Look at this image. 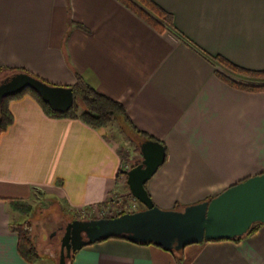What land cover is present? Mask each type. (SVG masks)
Segmentation results:
<instances>
[{"label": "crops", "instance_id": "1", "mask_svg": "<svg viewBox=\"0 0 264 264\" xmlns=\"http://www.w3.org/2000/svg\"><path fill=\"white\" fill-rule=\"evenodd\" d=\"M152 1L171 15L162 31L120 0H0V80L23 69L74 86L78 72L121 101L136 127L166 144L146 187L158 207L177 209L264 172V90L219 75L247 76L220 58L264 71V0ZM9 109L14 121L0 135V264H57L51 253L38 262L21 255L11 200L46 190L69 209L96 207L119 188L124 162L104 127L50 117L30 93ZM68 264H264V223L240 239L181 250L111 237L73 252Z\"/></svg>", "mask_w": 264, "mask_h": 264}, {"label": "water", "instance_id": "2", "mask_svg": "<svg viewBox=\"0 0 264 264\" xmlns=\"http://www.w3.org/2000/svg\"><path fill=\"white\" fill-rule=\"evenodd\" d=\"M28 88L58 112L69 110L75 101L72 86L51 84L28 71H17L0 80V124L4 98ZM140 150L141 162L124 172L130 192L145 208L68 222L61 236L58 264H67L81 247L111 237L181 250L203 241L240 237L254 223H264V172L228 186L211 199L182 209H163L154 203L146 184L164 164L166 149L159 141L145 139Z\"/></svg>", "mask_w": 264, "mask_h": 264}, {"label": "trees", "instance_id": "3", "mask_svg": "<svg viewBox=\"0 0 264 264\" xmlns=\"http://www.w3.org/2000/svg\"><path fill=\"white\" fill-rule=\"evenodd\" d=\"M120 1L124 3L126 6H128L130 9H132L135 13H137L140 17H142L150 25H152L154 28H156L159 31H162L165 29L166 27L165 24H171V15L168 14L166 11H164L160 6H158L152 0H120ZM219 60L226 67L234 71L243 73L245 75L257 76V77L264 76V71L263 72H252L246 69L236 67L232 63L222 58H220ZM18 71H25V70L21 69ZM219 75L221 76L222 79L226 80L231 85L239 87L246 91L257 92V91L264 90V85H257V84H252V83H241V82H238L230 78L229 76L225 74L219 73ZM35 76L40 77L38 75H35ZM76 77H77V81L75 85L72 86L74 89L75 101H74L73 106L65 112L55 111L48 103H46L42 99V97L35 90L31 88L25 89L24 91L14 94L12 96L5 97L2 102V106H1L2 120L0 124V135L4 131H6L8 126L11 125L14 121L12 112L9 109V101L12 99L20 98L25 93H30L35 97V99L40 103V105L44 109L45 113L50 117L80 118L81 120L91 125L92 127H102L103 124L122 116V118H124V120L136 132H138L142 137H144V139H152V140L159 141L160 143H162L166 149V154H167L166 144L162 140H159L153 135H150L147 132L140 130L138 127H136L131 117L129 116L124 104L121 101L107 94L100 92L78 72H76ZM79 106H81L82 108L81 113H79L78 111ZM118 151L120 153L122 160L125 161V156H124L123 151L122 150H118ZM124 170L126 169L124 168L120 170V175L121 174L124 175V177L127 179V175L124 172ZM130 195L131 197L135 198L131 192H130ZM11 204L14 210H18L21 212L24 211L25 208H29V210H31L30 205L24 200H11ZM102 204H99V205H102ZM183 207L179 208L178 206L177 209H182ZM111 217H114V216H111ZM261 224L262 222L254 223L252 227L250 228V230L245 235L240 236V237H235L233 239H240L246 235L253 233ZM33 226L34 224L32 220L29 218L21 224L12 225V230L15 231L19 236V250H20L21 255L29 262H38L43 258L42 256L43 254L38 249V245H37L38 234L36 235L33 232ZM60 227H58L57 229H60Z\"/></svg>", "mask_w": 264, "mask_h": 264}, {"label": "rangeland", "instance_id": "4", "mask_svg": "<svg viewBox=\"0 0 264 264\" xmlns=\"http://www.w3.org/2000/svg\"><path fill=\"white\" fill-rule=\"evenodd\" d=\"M257 78V76L247 75L243 80H245L244 83L264 85V76L259 77L261 79ZM46 81L51 84H57L52 81ZM78 111L79 113L82 112L81 106L78 107ZM102 127L106 129L108 137L116 143L118 150L123 151L125 169H129L141 162L143 157L140 145L145 139L122 116L103 124ZM119 180L120 186H118L116 193L112 194L108 202L93 208L72 210L60 198L55 197L52 192L38 190L34 199L26 201L30 205L31 210L29 208H25L22 212L16 210L17 214L14 215V222L16 221L17 224H20L30 218L34 224L33 232L36 235L38 234V249L42 253H51L58 264L61 236L68 222L74 219L117 216L122 212L143 208V205L136 198L131 197L124 175H121ZM60 226H62V229H57Z\"/></svg>", "mask_w": 264, "mask_h": 264}, {"label": "flooded vegetation", "instance_id": "5", "mask_svg": "<svg viewBox=\"0 0 264 264\" xmlns=\"http://www.w3.org/2000/svg\"><path fill=\"white\" fill-rule=\"evenodd\" d=\"M138 201H139V200H138ZM139 202H140V201H139ZM140 203H141V202H140ZM141 204H142V203H141ZM142 205H143V204H142ZM143 208H145V206H144V205H143ZM60 229H62V226L60 227ZM51 236H52V235H51ZM51 236H50V237H51Z\"/></svg>", "mask_w": 264, "mask_h": 264}, {"label": "built area", "instance_id": "6", "mask_svg": "<svg viewBox=\"0 0 264 264\" xmlns=\"http://www.w3.org/2000/svg\"><path fill=\"white\" fill-rule=\"evenodd\" d=\"M133 211H135V210H133ZM130 212H132V211H130Z\"/></svg>", "mask_w": 264, "mask_h": 264}]
</instances>
